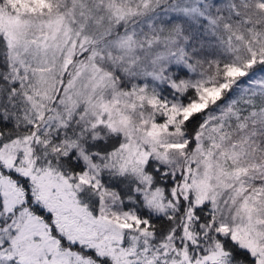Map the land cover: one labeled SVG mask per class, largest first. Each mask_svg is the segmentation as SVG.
Here are the masks:
<instances>
[{
	"label": "snow or ice",
	"instance_id": "obj_1",
	"mask_svg": "<svg viewBox=\"0 0 264 264\" xmlns=\"http://www.w3.org/2000/svg\"><path fill=\"white\" fill-rule=\"evenodd\" d=\"M0 264H264V0H0Z\"/></svg>",
	"mask_w": 264,
	"mask_h": 264
}]
</instances>
